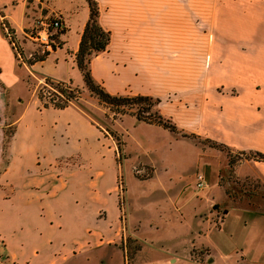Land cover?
<instances>
[{"label":"crops","instance_id":"crops-1","mask_svg":"<svg viewBox=\"0 0 264 264\" xmlns=\"http://www.w3.org/2000/svg\"><path fill=\"white\" fill-rule=\"evenodd\" d=\"M92 1L108 33L104 50L89 58L94 82L111 94L157 98L158 112L178 130L264 152V0ZM65 8L60 0H0V24L18 38L42 11L62 25L59 46L29 68L17 63L0 27V118L4 108L17 109L0 145V264H128L115 186L121 170L126 185L134 165L125 135L120 163L111 135L85 111L41 105L31 88L40 76L70 82L57 70L75 65L88 7L69 48L61 39ZM128 114L132 127L154 124ZM248 164L264 181V159ZM196 217L210 224L209 214ZM134 222L138 233L139 220L126 217L127 226ZM201 228L189 225V236ZM243 257L264 264V250Z\"/></svg>","mask_w":264,"mask_h":264},{"label":"rangeland","instance_id":"rangeland-1","mask_svg":"<svg viewBox=\"0 0 264 264\" xmlns=\"http://www.w3.org/2000/svg\"><path fill=\"white\" fill-rule=\"evenodd\" d=\"M84 1L60 0L69 13L66 15L68 30L61 36L68 48L73 46L77 36ZM45 15L52 16L44 11L33 15L25 31ZM17 39L26 52L37 50L23 36ZM63 51L64 48L59 54ZM53 56L49 55L44 70H53L50 64ZM67 65L57 71L63 79L70 80L74 90L70 104L80 107L111 135L120 163L122 136L125 135L130 163L143 166L147 171L138 175L131 167L126 185L122 170L116 178L118 227L121 232L125 231L123 240L128 264L134 253L131 264H248L244 255L264 250V181L248 164L254 160L252 151L230 149L202 136L182 135L156 124L132 127L126 115L135 110L138 103H127L122 107L124 112H118L82 84L75 65L72 69L69 62ZM37 79L31 84L34 96ZM16 112L13 107L8 111L3 109V118H0V145L3 147L12 132L11 122ZM120 128L127 129L123 135ZM4 161L2 153L0 168ZM196 174L202 176L200 186L195 183ZM208 214L209 225L207 221H196L195 215L207 217ZM222 215L223 222L218 223ZM126 217L139 220L138 233L135 231L137 223L127 226ZM195 224L202 228L189 236V225ZM191 238L194 244H190ZM201 242L209 249L198 245Z\"/></svg>","mask_w":264,"mask_h":264},{"label":"trees","instance_id":"trees-1","mask_svg":"<svg viewBox=\"0 0 264 264\" xmlns=\"http://www.w3.org/2000/svg\"><path fill=\"white\" fill-rule=\"evenodd\" d=\"M85 1L88 7V18L81 31L78 47L74 56L75 65L81 74L83 84L89 90L97 94L100 101L113 106L118 112L123 113L124 110H122V107L127 103H138V107L129 112L130 114H133L135 118L143 120L147 123L158 124L169 130L179 131L182 135L196 136L193 133L176 129L168 118L160 114L155 107L157 98H153L145 94H111L105 91L97 82L93 81L88 69L89 58L92 55L104 50L108 42V33L103 31L96 23V8L94 2L92 0ZM61 30L62 29L57 32V36L61 33ZM250 151L254 153L253 159H264V152L257 150Z\"/></svg>","mask_w":264,"mask_h":264},{"label":"built area","instance_id":"built-area-1","mask_svg":"<svg viewBox=\"0 0 264 264\" xmlns=\"http://www.w3.org/2000/svg\"><path fill=\"white\" fill-rule=\"evenodd\" d=\"M0 27L2 35L14 52L17 63L27 68L30 67L31 63L40 60L38 59L39 56H46L47 53L59 46L57 32L62 29V25L57 17H39L27 31L22 33L26 41L37 47V50L34 52H26L15 36V33L6 24L1 23ZM73 91L69 82H59L47 77L37 79L36 97L41 105L57 106L70 104L74 96L72 94ZM132 167L138 175L147 173L143 166ZM195 183L197 186L202 184L201 174H196Z\"/></svg>","mask_w":264,"mask_h":264}]
</instances>
